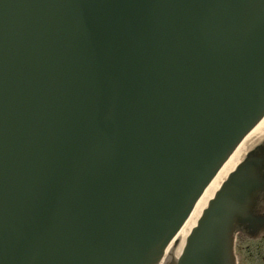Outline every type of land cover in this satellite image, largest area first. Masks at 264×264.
I'll list each match as a JSON object with an SVG mask.
<instances>
[{"label":"water","instance_id":"1","mask_svg":"<svg viewBox=\"0 0 264 264\" xmlns=\"http://www.w3.org/2000/svg\"><path fill=\"white\" fill-rule=\"evenodd\" d=\"M171 1L0 0V264H236L264 136L170 240L264 118V0Z\"/></svg>","mask_w":264,"mask_h":264},{"label":"flooded vegetation","instance_id":"2","mask_svg":"<svg viewBox=\"0 0 264 264\" xmlns=\"http://www.w3.org/2000/svg\"><path fill=\"white\" fill-rule=\"evenodd\" d=\"M258 170L256 195L250 207L251 223L239 225L235 235L236 264H264V139L254 146Z\"/></svg>","mask_w":264,"mask_h":264},{"label":"bare ground","instance_id":"3","mask_svg":"<svg viewBox=\"0 0 264 264\" xmlns=\"http://www.w3.org/2000/svg\"><path fill=\"white\" fill-rule=\"evenodd\" d=\"M264 136V118L262 121L256 125V127L244 138L241 144L236 148V150L228 157L227 161L219 168L214 177L207 184L206 188L199 197V200L194 204L191 212L183 225L176 239L170 240V251H173L181 246L186 236L192 229L193 225L197 220L200 221L204 210L207 208L211 194L217 193V186L223 185V180L228 178V171H234V164L239 165L245 149H251L252 143Z\"/></svg>","mask_w":264,"mask_h":264}]
</instances>
